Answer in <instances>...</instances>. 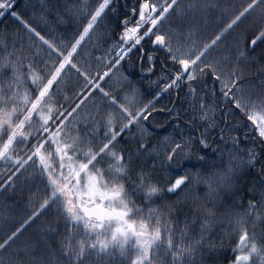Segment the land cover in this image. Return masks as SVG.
<instances>
[{
  "label": "trees",
  "instance_id": "trees-1",
  "mask_svg": "<svg viewBox=\"0 0 264 264\" xmlns=\"http://www.w3.org/2000/svg\"><path fill=\"white\" fill-rule=\"evenodd\" d=\"M81 2L82 0H14V7L0 16V86L7 87L11 82L15 88L11 65L18 64L19 70L16 75L22 80L19 91L25 90L32 99H35L37 90L31 85L26 66L31 64L39 75L44 76L46 82V73H50L53 64L57 66L59 64L57 55L50 54L47 45H43L37 37L29 34L12 17L11 12L20 13L45 39L67 55L89 18L75 11L73 6H79ZM87 2L89 7L94 9L99 0H87ZM249 2L250 0H180V7L184 9L185 15L171 26L175 28L179 25L181 39L191 31L192 40L203 47L204 44L210 43ZM139 3L140 0H116L113 3L112 7L117 8V13L114 15L111 8L108 9L103 19L90 30V34L81 41L73 53L72 64L76 65L79 73L76 68L67 65L59 77V82L51 90L52 99L59 101L56 107L61 111H71L76 103L84 99L78 97V93L86 86L80 73H85L90 80L98 84V88L91 90V95L85 93L88 99L72 119L69 127L65 129L70 136L83 135L86 131L84 124L87 123L90 130L98 131L95 139L92 140V145L97 150L102 146V123L98 130L97 124L87 117L92 116L96 121L102 122L106 113L116 112V108L99 91L100 88L114 96L118 103H125V96L133 97L135 90L133 112L149 101H154L153 109H172L171 113L153 112L144 125L152 133L147 138L149 148L158 146L159 155L153 152L151 155L146 153L144 157L134 156L136 169L139 171L143 168L146 173L150 172L152 180L159 181L165 188L170 181L185 173L189 175V182L178 195H164L154 199L151 204L144 203L139 195L133 196L132 199L144 208L145 215L148 208H159L165 213L173 228L174 244L184 247L200 239L201 222L208 219L202 209H212L214 215L210 220L211 228L204 233L205 239L193 249L191 255L181 258V264H232L236 255L246 254L236 251L241 234L237 228V221L241 217L246 221L245 229L249 237L254 238L258 245L264 246V148H261L259 141L252 143L256 133L249 127L250 122L247 121V117L238 109H234L233 105L224 98L220 82L213 81L210 74L198 79L194 84L197 89L195 110L191 97L187 95L186 84L179 92L174 88L154 100L156 93L170 79V75L162 69L167 68L169 72H175L177 69L173 68L170 62L163 63L167 59L164 52L153 49L150 39L144 41L143 47L155 56V69L151 74L147 72L150 65L146 60L143 66L141 65L139 48H137L109 76L100 80L102 72L115 64L114 54H110L109 50L113 48L123 31L122 27L117 26L118 21L123 19L126 13H130L133 7L138 10ZM261 7L264 5L257 7L238 22L204 58L206 62H219L226 70L230 71L236 67L238 74L242 71L244 79L241 87L245 88L246 94H250L252 100L256 102L264 97V88L261 87V81H264V40L258 41L255 46H251L250 42L260 28L264 27V21L260 19ZM41 16L44 18L41 19ZM132 23H135V18L132 19ZM168 27L169 24L166 22L161 26V31L166 32ZM152 38L154 39V35ZM173 40L175 42V36ZM241 49L245 50L246 55L237 63L235 58L237 51ZM224 57L228 59H223ZM5 59L9 61L8 64H5ZM161 76H167L168 79L160 80L159 85L153 83ZM201 98L206 105L214 108L215 126L208 135L211 146L206 153L196 148L190 157L178 156L177 160L173 161L172 168H176L177 164L180 167L176 171H170L161 164L165 151V146L161 142L164 137L179 139V130L173 131V124L176 121L172 120V117L180 113L181 122L195 117V126L200 129L213 123L212 119L206 122L199 120ZM8 107L11 108V105ZM76 121H79V132L76 130ZM222 129L224 143L219 140ZM245 133H248L247 140ZM190 135L192 132L184 128V136ZM232 137L239 138L236 147H233ZM31 140L32 137L27 144L19 146L28 149ZM87 141L88 138L85 137L82 147L89 146ZM140 142L143 141L139 137V127L132 126L130 131L118 138L116 150L124 148L135 153ZM218 144L223 155L220 152H213ZM249 149H254L260 154L254 166H249L247 163L238 164L231 161V156L228 155L231 152L242 161H246ZM205 154H207L206 160L200 161L198 157ZM230 162L234 169H238L232 178L233 187L230 190L224 186L219 189V196H209L204 183L194 182L193 176L197 173L201 177L218 175L227 170ZM103 167H107V164ZM3 173L4 171L0 169V178ZM5 177L0 179V183H3ZM13 185V188L0 190V243L20 227L32 212L37 211L39 215L25 225L21 233L5 249H0V260L4 264L10 262L17 264L20 260H24L25 264H65L66 258L61 251V240L67 236L65 226L60 221L59 227H56L57 216L54 205L40 209V204L48 197L44 184L35 177L33 169L29 167L14 179ZM249 202L256 205L250 216L245 215L249 211ZM168 205H172L170 214ZM257 215L262 218L257 220ZM50 228H56V232L52 234ZM25 243L32 246L27 254L23 251ZM156 251L158 254L153 257V264H173L171 253H166L164 247ZM132 258L131 251L127 253L126 258H121L119 252H115L112 257L105 256L99 259L92 254L86 257L85 264H131ZM258 263H260L258 257L251 258L250 264Z\"/></svg>",
  "mask_w": 264,
  "mask_h": 264
},
{
  "label": "snow or ice",
  "instance_id": "snow-or-ice-1",
  "mask_svg": "<svg viewBox=\"0 0 264 264\" xmlns=\"http://www.w3.org/2000/svg\"><path fill=\"white\" fill-rule=\"evenodd\" d=\"M115 2L116 0H99L93 9L89 7L87 0H82L79 6H73L77 13L87 15L89 18L67 55H64L55 44L45 39L20 13L11 12L12 17L29 34L37 37L43 45H47L50 54L57 55L59 64L58 66L53 64L50 73H46V82L44 76L39 75L31 64L26 66L31 85L37 90L35 99H32L27 92L23 95L19 92L22 80L16 75L19 70L18 64L11 65L15 88L11 82L7 87L0 86V160L11 161L15 166V171H12L7 179L0 183V190L13 188L14 179L23 170L29 167L33 169L35 177L44 184L48 192V197L40 204V209L54 205L57 216L56 227H59L60 221L65 226L67 236L61 240V251L66 258L65 264H85L86 257L92 254L98 259L105 256L112 257L117 250L121 258H126L129 251L133 252L135 255L131 259V264H153V257L158 254L156 250L161 247H164L166 253H171L173 264H181V258L191 255L193 249L205 239L204 233L211 228L210 220L214 215L213 210L202 209L204 216L208 219L201 222L200 239L184 247L174 244L173 228L165 213L159 208H148L145 215L144 208L132 199L133 196L139 195L144 203L151 204L154 199H159L164 195H178L189 182V175L185 173L177 176L174 181H170L165 188L159 181L152 180L150 172L146 173L143 168L139 171L136 169L134 156L144 157L146 153L151 155L153 152L159 155L158 146L149 148L147 138L152 133L144 125L153 112L171 113L172 109H153L154 101H149L133 112L135 90H133V97L125 96V103H118L114 96L100 88L99 91L116 108V112L106 113L102 122L96 121L95 117H87L88 120L97 124L98 130L102 123V146L97 150L92 145V140L95 139L98 131L90 130L87 123L84 124L86 131L83 135L70 136L65 129L69 127L72 119L88 99L85 93L91 95V90L98 88V84L90 80L85 73H80L86 86L78 93V97H84V99L76 103L71 111H61L59 107H56L59 101L52 99L51 90L59 82V77L67 65L76 68L79 73L76 65L72 64L73 53L81 41L90 34V30L103 19L108 9L111 8L114 15L117 13V8L112 7ZM262 5H264V0H250L210 43L200 47L192 40L191 31L181 39L179 25L175 28L171 26L185 15L184 9L180 7V0H140L138 10L133 7L130 13H126L124 18L118 21L117 26L122 27L123 31L113 48L109 50L110 54H114L115 64L99 78L103 80L109 76L137 48H139L141 65L143 66L146 60L150 65L147 72L151 74L155 69V56L143 47L144 41L150 39L153 49L164 52L167 59L163 63L170 62L172 67L177 69L175 72H169L167 68L162 69L170 75V79L167 76H161L153 82L159 85L160 80L168 79V82L163 84L160 91L156 93L154 100L174 88L179 92L180 88L186 84L187 95L191 97L193 110H195L197 89L194 84L198 79L210 74L213 81L220 82L224 98L233 105L234 109H238L247 117V121L250 122L249 127L256 133V136L252 138V143L259 141L261 148H264V97L256 102L252 100L250 94H246V89L241 87L244 79L242 71L238 74L236 67L229 71L222 68L217 61L206 62L204 59L226 33ZM13 7L14 0H0V10H3L0 11V16L5 15ZM43 18L41 16V19ZM133 18H135L134 24L132 23ZM260 19L264 21V7H261ZM166 22L169 24L168 30L161 31V26ZM174 36L176 37L175 42ZM262 40H264V27L260 28L250 45L255 46L258 41ZM245 55V50H238L235 58L237 63ZM223 59H228V57ZM8 63L9 61L5 59V64ZM261 87L264 88V81H261ZM8 105H11V108ZM150 109L152 111H149ZM199 110L201 122L213 120L212 124H208L203 129L195 126V117L186 122H181L180 113L172 117V120L176 121L173 124V131L179 130V139L172 140L170 137H164L161 142L165 146L161 164L168 167L170 171H176L180 167L177 164L176 168H172L173 161L177 160L178 156L190 157L196 148L206 153L211 146L208 135L215 126L214 108L206 105L201 98ZM34 120H38V127H34ZM132 126L139 127V137L143 142L138 143L135 153L126 151L124 148L116 150L118 138L130 131ZM26 128L29 131H25ZM184 128L192 132V135L184 136ZM76 130L79 132V121H76ZM31 137L35 138L36 143L25 152L26 158L19 155L13 158L14 145L16 143L27 144ZM85 137L88 138L87 148L82 147ZM247 139L248 133H245V140ZM219 140L224 143L223 129ZM232 142L233 147H236L239 138L232 137ZM213 152L224 154L219 144ZM228 155L231 156V161L238 164L247 163L249 166H254L260 154L254 149H249L246 161H242L231 152ZM206 158L207 154L198 157L200 161ZM104 164H107V167H103ZM237 170L230 162L227 170L218 175L201 177L197 173L193 176V180L196 184L204 183L209 196H219L221 187L227 186L229 190L233 187L231 181ZM167 207L170 214L172 205ZM255 208L256 205L249 202V211L245 215H252V210ZM38 215L39 212H32L20 227L12 231L0 243V249H5L21 233L25 225ZM261 218L259 215L256 217L257 220ZM245 224L243 217L237 221V228L241 234L236 251L246 254L236 255L232 264H250L252 257H258L260 264H264V246L258 245L254 238L249 237ZM49 231L54 234L56 228H50ZM182 240L183 232L181 233ZM31 247L30 244L25 243L23 251L27 254ZM0 264L4 262L0 260ZM17 264H25V261L20 260Z\"/></svg>",
  "mask_w": 264,
  "mask_h": 264
},
{
  "label": "rangeland",
  "instance_id": "rangeland-1",
  "mask_svg": "<svg viewBox=\"0 0 264 264\" xmlns=\"http://www.w3.org/2000/svg\"><path fill=\"white\" fill-rule=\"evenodd\" d=\"M104 72L105 71L102 72V75H103ZM19 92H20L21 95H23L26 91L25 90H21ZM33 123H34V127H38V124H39L38 120H34ZM25 131H29V130L26 128ZM32 138H33V140H31L32 142H31L30 147L28 149L31 148L32 144H35L36 143L35 138L34 137H32ZM19 145H25V143H16L14 145L13 158H15V156H17V155H19V156H21L23 158H26L25 152H27L28 149H23L22 146H19ZM0 169L4 171V173H3V175L1 176L0 179H2V177H5L6 176L4 178V180H5V179H7V176L9 174H11L12 171H15V166L12 164L11 161H3V160H0ZM116 252H118V250ZM132 254H133V258H134V255L135 254L133 252H132ZM258 264H260V263H258Z\"/></svg>",
  "mask_w": 264,
  "mask_h": 264
}]
</instances>
